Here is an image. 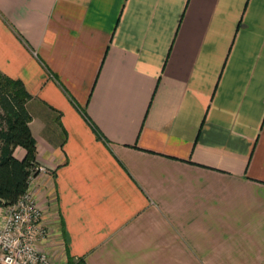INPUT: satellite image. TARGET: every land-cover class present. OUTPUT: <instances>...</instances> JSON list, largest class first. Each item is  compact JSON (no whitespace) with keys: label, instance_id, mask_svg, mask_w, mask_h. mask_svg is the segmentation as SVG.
<instances>
[{"label":"crops","instance_id":"crops-1","mask_svg":"<svg viewBox=\"0 0 264 264\" xmlns=\"http://www.w3.org/2000/svg\"><path fill=\"white\" fill-rule=\"evenodd\" d=\"M0 71L57 264H264V0H0Z\"/></svg>","mask_w":264,"mask_h":264},{"label":"trees","instance_id":"trees-1","mask_svg":"<svg viewBox=\"0 0 264 264\" xmlns=\"http://www.w3.org/2000/svg\"><path fill=\"white\" fill-rule=\"evenodd\" d=\"M32 97L21 79L0 71V206L16 203L28 191L39 164L37 141L30 128L32 115L27 107ZM18 146L26 150L22 159L14 154ZM69 264L84 263L78 258Z\"/></svg>","mask_w":264,"mask_h":264},{"label":"built area","instance_id":"built-area-1","mask_svg":"<svg viewBox=\"0 0 264 264\" xmlns=\"http://www.w3.org/2000/svg\"><path fill=\"white\" fill-rule=\"evenodd\" d=\"M43 171H46L45 166L37 164L30 183ZM47 235L44 211L30 190V185L16 203L0 206L1 264H57L39 246Z\"/></svg>","mask_w":264,"mask_h":264}]
</instances>
